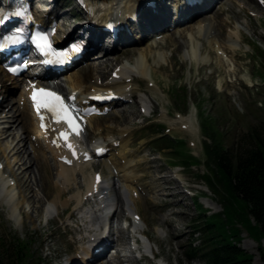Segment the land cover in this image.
Masks as SVG:
<instances>
[{
	"label": "rangeland",
	"instance_id": "1",
	"mask_svg": "<svg viewBox=\"0 0 264 264\" xmlns=\"http://www.w3.org/2000/svg\"><path fill=\"white\" fill-rule=\"evenodd\" d=\"M67 2L68 0H57L50 4L52 8L58 9L60 14L64 12V15H61L63 19L66 18L64 22L72 18L68 12L65 13L62 6ZM112 2L119 8L126 0ZM255 2L216 0L207 6L204 3L202 5L206 6L204 9H194L203 14L193 19L188 14L189 18L184 19V13L181 20L175 21L173 23L175 26L167 32L164 31V26L159 24V20H155L151 23V29L146 36L135 39L136 42L132 41L137 46L135 52H126L128 48H118L111 52L113 57L117 58H120L121 54H130L128 58L123 56L121 63H126V59L130 58L135 61L137 55H143L147 64L146 70H139V73L132 70L137 75H150L146 78L135 76V81L131 82L132 100L129 98L125 102L116 103L112 112L103 117L93 118L92 124L88 126L87 139L95 138L97 142L105 140V134L108 133L117 135L120 131L126 133L121 137L124 147L117 150L116 155L113 153L96 164L89 162L79 168L70 167L66 170L67 178H64L62 171L64 172L68 166L55 161L48 152L45 153L49 159L48 163H41L40 158L29 151L31 143L20 130V122L9 123L8 132L4 135H8L11 141L5 144L4 139L0 141L3 144L0 146L4 147V151L0 149V156L4 159L6 171L15 174L17 185L15 187L5 185L6 188L0 186V234L6 239L15 234L28 237L31 252L41 264H67L77 253L84 258L92 243L90 236L94 237L103 229L101 224L104 223L107 227L110 208L115 207V203L114 206L111 203L110 207L103 211L105 220L97 221L95 218L89 220L92 212H96L97 205L80 203L79 195L88 186L90 175L96 167L103 168L104 177L109 179L110 162H117L119 165V160L125 159L126 169L120 170V174L115 178L117 182H122L123 187L134 183L122 175L127 171L141 178L146 184L148 192L144 197L133 201L127 194L125 202L135 206L144 219V231L150 243L143 246L138 255L130 250L127 241L129 234L133 233L121 228L119 223L122 212L117 207L118 211H114L108 233L110 243L93 264H149L150 259L145 256L150 255L149 245L160 256L155 259V264H202L197 257L189 259L188 245L197 246L206 235L201 230L203 217L220 212L226 203L225 193L213 186L210 189L201 176L203 171L207 168L209 170L205 164L207 157L202 150L203 139L209 140L203 136L202 119L211 118L209 121L219 130L223 143L229 147L241 140V136L251 128L258 129L264 122V82L259 76L261 70L264 73V65L260 63L264 61V52L256 53L253 49V41L264 48V8ZM160 3L157 1L155 8L157 12L163 16L167 15L172 22L176 20L177 14H174L176 0H166L165 6ZM125 7L126 5L122 8ZM74 8L72 11L78 16V10ZM207 10L209 11L205 12ZM163 11H166V14ZM249 11L255 14L252 15ZM205 14L218 26L217 42L227 51L228 58H224L226 59L224 63L230 65L228 67L222 58H217L215 48L209 46L206 39L196 32L198 19L205 17L203 16ZM155 34L162 35L154 39L151 36ZM228 36L234 38L237 44L226 42ZM195 44L198 45L201 54L214 60L211 66L203 65L205 62L194 61L189 55L191 45ZM154 51L160 53L159 61H156ZM86 61L91 62V57L86 58ZM107 68L105 63L99 64L96 60L92 69L94 79L97 73ZM72 72L70 69L65 74H73ZM148 79L154 82L152 86L147 83ZM66 82L70 84V80L66 79ZM115 84L121 83L116 81ZM180 85L187 87L186 97L182 91L174 94L173 87ZM140 105L145 107L146 113H151L153 120L160 119L162 122L147 123L142 119ZM11 109L13 113V106ZM182 118L190 122V129L180 128ZM165 126L168 131L164 130ZM163 134L172 141L179 138L184 142L176 144L165 138L152 141ZM13 144L17 151L11 149ZM163 145H170L175 149L177 147L180 158L186 156L187 148V152L199 157V162L189 167L172 164V160H177L171 155L173 149ZM178 171H181L177 175L180 183L193 189L195 196L190 197L176 185L178 183L172 179L171 173ZM216 185L222 187L219 182ZM13 188L17 190V194H12ZM6 193L8 197H4ZM113 193H116L114 188L110 194ZM198 203H201V207L197 206ZM199 208H203L204 212L200 213ZM47 211L48 215L45 216ZM222 215H227V225L240 226L238 244L251 254L250 264H264L257 241L248 235L240 218H229V208H226Z\"/></svg>",
	"mask_w": 264,
	"mask_h": 264
},
{
	"label": "trees",
	"instance_id": "2",
	"mask_svg": "<svg viewBox=\"0 0 264 264\" xmlns=\"http://www.w3.org/2000/svg\"><path fill=\"white\" fill-rule=\"evenodd\" d=\"M257 51L262 52L259 47ZM205 133L210 138L203 142L206 163L214 175L211 178L205 174V179L212 186L217 182L222 185L228 196L223 213L229 208V218H240L248 235L257 241L264 259V123L258 129L251 128L230 147L217 139V130ZM194 159L187 154L182 161ZM221 214L203 220L201 229L206 235L199 245L190 246L191 258L198 257L202 264H250L251 254L238 245L239 227L227 225V215ZM30 246L28 237L15 234L6 239L0 234V264H41Z\"/></svg>",
	"mask_w": 264,
	"mask_h": 264
},
{
	"label": "bare ground",
	"instance_id": "3",
	"mask_svg": "<svg viewBox=\"0 0 264 264\" xmlns=\"http://www.w3.org/2000/svg\"><path fill=\"white\" fill-rule=\"evenodd\" d=\"M93 3H95V1L97 2V0H91ZM101 1H105V0H101ZM207 1V0H206ZM111 2V0H109V3ZM143 0H126V3L122 6V7H124L125 5H126V7L124 8V9H126V10H130V8H133V7H135V8H137V9H139L142 5H143ZM247 3H249V2H247ZM195 5V4H194ZM106 7V8H105ZM121 7V8H122ZM187 5H185L183 8L181 7V9H179V13H182L185 9H187ZM258 7V6H257ZM33 8H34V6H33ZM185 8V9H184ZM208 12V11H207ZM110 13H111V11H110V6H109V4H106L105 6H103V8L102 7H100L99 9H97L96 11H95V14L97 15L96 16V18L97 19H99V20H104V19H106L107 17H109L110 16ZM191 15L193 14V13H190ZM203 14V13H202ZM203 16H205V17H203L202 19H199V22H198V24L196 25V32L198 33V35H202L203 36V38L204 39H206V42H207V44L209 45V46H213L214 47V43L215 42H217V39L216 38H214V35L213 34H211V31L213 30V29H215V23H214V21L211 19V18H208L207 17V15L205 14V15H203ZM154 19H156V18H154ZM70 27H71V29L73 30V29H75V27L77 26L76 25V23H74L73 25L71 24V25H69ZM63 28H67V25H63ZM139 32H141V31H137V33H139ZM94 39H96L97 41H98V39H99V35L97 34V35H94L93 36V38L91 39V41L93 42V40ZM196 40V39H195ZM228 42H231V43H229V44H233V45H236L237 44V41L234 39V38H229L228 40H227ZM91 42V45L96 49V48H98L99 47V44H93ZM99 42V41H98ZM106 42V41H105ZM190 42V41H189ZM188 42V43H189ZM190 44V43H189ZM106 46V43H103L102 45H100V47H102L103 49H106L107 50V47H105ZM192 47H190L191 48V51L189 50V55L193 58V60L194 61H198V62H205V64H207L208 62H209V59H208V56H206L205 54H201L200 52H199V49H198V45H191ZM131 47V49L132 50H136V45H131L130 46ZM189 47V46H188ZM151 48V47H150ZM189 48V49H190ZM150 50V49H149ZM97 51H101L100 49H97ZM158 51H154V54H156V61H159L158 59H160V53L158 52ZM188 53V52H187ZM107 56V55H106ZM112 57H113V55H112ZM221 56H219L218 55V57L217 58H220ZM101 58H104V57H101ZM112 59H114V60H118L119 58H117V56H114V58H112ZM230 59H232V58H230ZM225 61H226V59H224ZM108 60L107 59H105V60H103L102 61V63L103 62H107ZM101 62L99 63V64H102ZM134 64H135V67L133 68L132 67V69L134 70V71H138L137 73H139V70L140 71H142V70H146V66L145 65H147L146 63H145V58H144V56L143 55H141V54H139V55H137L136 57H135V61H134ZM229 66V65H228ZM231 66H233L232 65V63H231ZM100 67V66H99ZM230 68V67H229ZM92 69H93V66L91 65V64H89V63H85V64H81V65H79V67L76 69V70H74L72 73L73 74H69V75H66L64 78H65V80L67 79V81L68 80H70V87H74L75 89H77L78 91H80V92H82V91H84L87 87H91V86H94V87H99V88H103L101 85H97L96 84V82H94V83H92L91 82V79L93 78V76H92ZM96 69H98V68H96ZM95 69V70H96ZM147 69H148V67H147ZM99 70V69H98ZM120 71H118L119 73H122V72H124V71H127V70H129V69H127V68H124V64H123V66H122V69L120 68L119 69ZM149 71V70H148ZM3 71L1 70V68H0V80H1V73H2ZM134 74H136L135 72H133ZM141 73V72H140ZM144 73V72H143ZM148 73H150V72H147V74ZM98 74V73H97ZM70 75H72V76H70ZM69 76V77H68ZM148 76V75H147ZM71 77H73V79H71ZM13 83H14V86H17V81L15 80V81H13ZM106 84V86H109V87H111V85L109 84V83H105ZM113 103V102H112ZM16 111H17V114L18 115H21V114H23L24 113V111L23 110H21V109H16ZM97 117V116H96ZM90 118H93V116L92 117H90ZM187 119H184V121H186ZM16 121H18V122H20V126H21V128L22 129H25V130H29V131H32V130H34V128H35V121H34V118L32 117V116H29V117H27V118H25V117H19V118H17V120ZM91 121H92V119H90L89 120V124H92L91 123ZM186 123H187V127H190V122L189 121H186ZM98 125V124H97ZM192 128H193V126H192ZM120 132H122V131H120ZM122 143V142H121ZM1 144V143H0ZM3 145V144H2ZM6 146V145H5ZM22 146H24V145H22ZM9 147V146H8ZM19 147H21V146H19ZM18 147V148H19ZM25 147H27V146H25ZM119 147H123V143H122V145L121 146H119ZM0 149H1V151H4V147H2V146H0ZM11 149H16V146H13ZM52 149V148H51ZM53 150V149H52ZM17 151V150H16ZM50 153V148H49V146H46L45 145V147H44V145H42V152L40 153H37V157L38 158H40V161H41V163H44L45 164V162H47L48 163V161L47 160H49L48 158H47V156H46V154L45 153ZM41 155V156H40ZM45 155V156H44ZM33 156V155H32ZM21 159V158H20ZM19 159V160H20ZM34 160V159H33ZM31 161V160H30ZM37 161V160H36ZM39 161V160H38ZM39 161V162H40ZM9 162V161H8ZM18 162V161H17ZM29 162V161H28ZM7 164H9V163H7ZM88 164V163H87ZM130 164V163H129ZM20 165H21V163H20ZM39 165V164H38ZM63 165V164H62ZM73 167L74 168H76V165H73L71 168L73 169ZM123 167H124V169H126V167H127V164L126 163H124L123 164ZM70 169V167H65V170H64V172L62 171V175L64 176V178H67V172L68 171H66L67 169ZM123 169V170H124ZM49 170V169H48ZM61 170H62V168H61ZM73 171V170H72ZM122 171V170H121ZM61 173V172H60ZM124 176V175H123ZM70 177V176H69ZM92 181H93V178L92 177H90V180H89V184H91L92 183ZM142 184V186H143V190H147V187H145L146 186V184L145 183H141ZM6 185V183L4 182V181H1L0 182V186H2L3 188H5L4 186ZM28 189V188H27ZM6 190V189H5ZM8 190V189H7ZM9 191H10V189H9ZM24 191V190H23ZM26 193V192H25ZM59 194V193H58ZM49 209V208H48ZM176 211V210H175ZM48 215V211L46 212V214H45V216H47ZM167 220V219H166ZM170 220H171V218H170ZM169 223V222H168ZM173 224V223H172ZM101 228H103L102 229V232L103 233H105V229H106V226H105V224L103 223V224H101ZM170 229H171V227H170ZM169 229V230H170ZM178 232V231H177ZM172 233V232H171ZM180 235V234H179ZM175 236V235H174ZM113 240V239H112ZM111 240V241H112ZM110 242V241H109ZM90 254V253H89ZM74 260H75V258L74 257H72L71 258V260H70V262L68 263V264H74ZM94 262H91L90 264H93Z\"/></svg>",
	"mask_w": 264,
	"mask_h": 264
},
{
	"label": "snow or ice",
	"instance_id": "4",
	"mask_svg": "<svg viewBox=\"0 0 264 264\" xmlns=\"http://www.w3.org/2000/svg\"><path fill=\"white\" fill-rule=\"evenodd\" d=\"M17 14H18V15H22L23 13H20V12L18 11ZM17 31H19V30H17ZM11 40H14V37H13V36L5 37V42H7V41H11ZM33 40H34V42H37L38 44H39L40 42H44V43H46V42H47V35H46L45 33H39L37 36L33 37ZM3 46H4V43H0V47H3ZM72 47H73V48H76L77 45L74 44V45H72ZM18 67H19V65L15 66V67H11L10 70H11L13 73H15ZM40 91H41V92H46L47 90L41 89ZM48 95H49V96H54L55 94H54V93H51V92H48ZM56 99L59 100V97L56 96ZM33 100H36V94H35V92L33 93ZM61 107H62V106H61ZM42 126H43V125H42ZM61 135H63V134H61ZM68 146L71 148V145H68ZM98 151H100V150L98 149ZM73 154H75V153H73ZM97 179H99V176L97 177Z\"/></svg>",
	"mask_w": 264,
	"mask_h": 264
}]
</instances>
